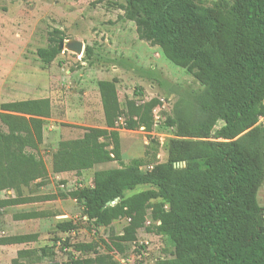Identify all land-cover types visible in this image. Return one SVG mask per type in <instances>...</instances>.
<instances>
[{
    "label": "trees",
    "instance_id": "obj_1",
    "mask_svg": "<svg viewBox=\"0 0 264 264\" xmlns=\"http://www.w3.org/2000/svg\"><path fill=\"white\" fill-rule=\"evenodd\" d=\"M123 8L139 39L159 46L168 60L204 85L197 96L201 116L176 111L167 118L175 137L168 142L166 161L147 170L140 159L124 165L117 123L123 116L125 129L149 131L157 100H128L124 111L116 80H99L104 127H86L81 137L59 141L53 169L80 172L109 161L119 167L95 170L92 186L61 196L82 200L96 226L129 218L111 242L118 253L149 211L155 232L174 247L171 257L154 264H264V216L257 201L264 182V124L259 123L264 117V0L208 5L204 0H125ZM57 45L50 36L38 57L49 63L59 52ZM90 55L86 47L84 57ZM50 109L47 98L0 103V121L7 127V132L0 130V189L27 185L44 174L42 161L24 149L42 141ZM217 120L221 123L214 128ZM138 186L148 188L126 195ZM28 239L15 235L1 241Z\"/></svg>",
    "mask_w": 264,
    "mask_h": 264
},
{
    "label": "rangeland",
    "instance_id": "obj_2",
    "mask_svg": "<svg viewBox=\"0 0 264 264\" xmlns=\"http://www.w3.org/2000/svg\"><path fill=\"white\" fill-rule=\"evenodd\" d=\"M211 4L216 0H204ZM125 0H0V103L47 98L50 115L45 118L42 141L26 147L41 160L44 174L18 188L0 189V264H133L143 251L142 264L171 257L173 244L158 234L149 211L135 237L123 242L117 252L111 242L123 233L129 218L96 226L84 212L83 201L61 194L92 186L95 170L119 167L116 161L94 165L80 172L53 169V154L61 140L82 136L86 127H104L97 82L115 79L121 108L134 100L141 104L156 99L153 124L130 130L117 123L124 165L141 160V169L167 159V147L174 127L166 120L176 111L188 118L200 117L197 96L204 85L184 67L168 60L161 48L138 38L136 25L124 17ZM58 40V54L44 63L37 55ZM70 39L89 47V58L65 47ZM209 115H203L207 120ZM221 121L212 125L217 128ZM264 124V117L259 119ZM0 130L7 127L0 121ZM186 139H195L188 138ZM148 186H138L130 195ZM264 216V182L257 191ZM69 223L70 228L59 226ZM27 235L28 241L4 243V238ZM147 242V244H145ZM106 243L110 248L107 247ZM80 245L91 248L80 249Z\"/></svg>",
    "mask_w": 264,
    "mask_h": 264
},
{
    "label": "water",
    "instance_id": "obj_3",
    "mask_svg": "<svg viewBox=\"0 0 264 264\" xmlns=\"http://www.w3.org/2000/svg\"><path fill=\"white\" fill-rule=\"evenodd\" d=\"M63 47H65L67 50H70L76 54H82L84 51V45L83 42L77 39H70L68 40L65 44L64 42L61 40L59 42V48L62 49ZM184 163L182 162L181 165H183ZM114 202V201H113Z\"/></svg>",
    "mask_w": 264,
    "mask_h": 264
},
{
    "label": "built area",
    "instance_id": "obj_4",
    "mask_svg": "<svg viewBox=\"0 0 264 264\" xmlns=\"http://www.w3.org/2000/svg\"><path fill=\"white\" fill-rule=\"evenodd\" d=\"M0 193H2V192H0ZM146 222H147L146 224H149V223H151V220H147ZM155 223L159 224V221H156ZM145 244H147V242H145ZM143 254H146V252L141 251L138 254H136V261L133 264H142L141 258L143 256Z\"/></svg>",
    "mask_w": 264,
    "mask_h": 264
},
{
    "label": "crops",
    "instance_id": "obj_5",
    "mask_svg": "<svg viewBox=\"0 0 264 264\" xmlns=\"http://www.w3.org/2000/svg\"><path fill=\"white\" fill-rule=\"evenodd\" d=\"M24 99H26V98H24ZM32 99H35V98H32Z\"/></svg>",
    "mask_w": 264,
    "mask_h": 264
}]
</instances>
